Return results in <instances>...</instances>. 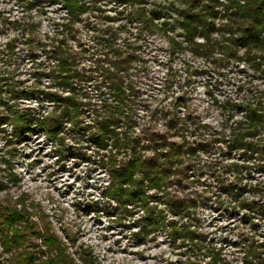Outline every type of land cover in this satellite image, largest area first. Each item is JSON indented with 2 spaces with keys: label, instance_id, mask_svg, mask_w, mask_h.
I'll use <instances>...</instances> for the list:
<instances>
[{
  "label": "trees",
  "instance_id": "1",
  "mask_svg": "<svg viewBox=\"0 0 264 264\" xmlns=\"http://www.w3.org/2000/svg\"><path fill=\"white\" fill-rule=\"evenodd\" d=\"M53 1L66 10L67 18L58 24L62 32L49 36L48 42L35 35V23L10 22L21 30V37L7 42L0 60L13 64L21 57L16 45L25 42L35 84L27 86L17 78L19 67L0 71V106L9 113L0 116V126L10 123L11 136L17 140L30 139L32 133L45 134L56 144L60 158L83 151L81 145L66 143V133L77 137L78 144L93 145L108 174L104 198L113 201L123 219L130 220L142 210L132 222L135 231L131 233L140 242L152 240L163 229L185 248L188 264H264V241L253 233L264 216V187L245 183L244 170L250 175L251 167L231 162L238 153L246 160L257 158L258 168L264 170V99H245L233 105L241 118L218 130L195 113L192 97L172 77L170 67L163 90L165 95L171 92L172 99L152 106L139 85L148 61L137 54L139 47L130 39L118 42L122 32L133 29L139 30V40L159 28L164 32L180 28L195 55L220 66L244 61L264 74V0H173L162 9L128 12V25L118 29L88 22L87 27L97 32V47L85 49L93 62L83 66L69 38H76L74 26L91 7L87 0ZM116 1L137 5L146 0ZM218 19L226 22L217 24ZM214 34L220 38L213 39ZM196 37L204 42H196ZM38 49L44 60L38 61ZM241 49L243 55H239ZM44 79L50 81L46 89ZM33 97L39 108L21 105V100ZM44 102L53 106L48 113L42 112ZM174 137L179 141L171 140ZM82 154L86 157V151ZM201 176L212 178L217 193L196 186ZM4 187L0 183V190ZM248 191L252 196L246 197ZM209 203L240 215L249 224L251 232L243 229L232 241L224 238V243L231 242L241 253L240 263L202 228L199 210ZM46 230L39 231L25 210L0 203V241L12 255L9 264H73L58 238ZM34 238L47 247L46 260H41L43 249Z\"/></svg>",
  "mask_w": 264,
  "mask_h": 264
},
{
  "label": "rangeland",
  "instance_id": "2",
  "mask_svg": "<svg viewBox=\"0 0 264 264\" xmlns=\"http://www.w3.org/2000/svg\"><path fill=\"white\" fill-rule=\"evenodd\" d=\"M87 1L90 11L83 15V21L75 24L76 38H69L70 45L80 56L81 66L93 62L88 59L89 54L85 49L93 51L97 47L94 39L97 32L87 27L88 22L96 27L111 26L118 29L121 25H128V12L140 9L149 11L155 7L162 9L173 0H146L137 5L119 4L116 0ZM29 2L33 4L27 5ZM119 11L124 12L123 16L119 15ZM66 14V10L53 0H0V57L7 50L8 41L21 37V30L15 29L10 22L35 23V35L48 42L49 36L62 32L58 24L66 22ZM224 22L226 20L216 21L217 24ZM181 31L176 28L164 32L159 28L153 34L144 33L139 40L138 29L121 33L118 42L130 39L139 47L137 54L148 61L147 75L142 74L139 79L143 98L150 101L152 106L163 99H172L173 94L170 92L165 95L163 90L164 78L172 67V77L180 81L184 91L192 97L193 109L202 121L218 130L231 126L241 118L240 112H236L233 105L245 99H264L263 72L253 70L244 61H231L227 66H220L195 55L186 46ZM214 38H220V35L214 34ZM195 41L204 42L200 37H196ZM15 50L20 52L21 57L11 65H5L0 60V71L4 67H19L17 78L27 86L34 85L35 80L31 75L34 65L28 55L27 45L22 41L16 45ZM243 52L241 49L239 55H243ZM37 54L40 57L38 61L45 59L41 49H38ZM49 86L50 81L44 79L43 87ZM3 97L7 98L5 95ZM21 105L40 107L35 97L21 100ZM52 108L50 102H44L42 112L48 113ZM4 109L0 106V111H3L0 116L9 114ZM0 127V183L5 185L0 190V203L9 208L25 210L39 231L50 229L48 232L58 238L67 259L72 260L73 264H188L185 248L173 240L167 230H158L152 240L145 242L134 238L131 234L135 231L132 222L139 218L138 213L142 210L130 220L123 219L113 201L104 198L108 174L99 164L93 145L88 147L84 141L78 144L77 137L66 133V143L76 144L77 147L81 145L83 151H86V157L83 151L75 150L71 152L73 154L66 153L60 158L56 144L48 140L45 134L32 133L30 139L17 140L11 136L10 123L5 121ZM171 140L179 141V138ZM238 156V153L233 154L235 159L231 162L251 167L250 175L244 170V182L259 183L264 187V170L258 168L257 158L246 160ZM196 186L217 193L211 177L201 176ZM252 194L248 191L246 197ZM215 206L209 203L199 210L201 226L218 247L223 244L225 253L240 263L241 253L231 242L224 243V238L228 237L232 241L243 229L251 232V228L241 221L240 215H231L225 209ZM259 223L260 226L253 233L264 241V216ZM33 241L43 249L41 260H46L47 247L41 244L42 240L34 238ZM16 253L14 251L13 256ZM11 258L12 255L5 252L0 241V264H9Z\"/></svg>",
  "mask_w": 264,
  "mask_h": 264
}]
</instances>
